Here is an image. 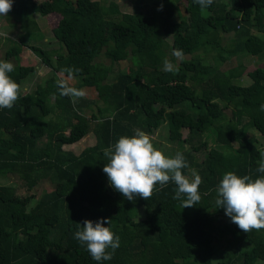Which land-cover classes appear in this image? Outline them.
Returning <instances> with one entry per match:
<instances>
[{"label":"trees","instance_id":"1","mask_svg":"<svg viewBox=\"0 0 264 264\" xmlns=\"http://www.w3.org/2000/svg\"><path fill=\"white\" fill-rule=\"evenodd\" d=\"M130 1L132 12L121 13L115 1L13 0L4 16L30 33L4 39L1 60L13 63L10 78L20 86L32 72L19 59L27 49L58 79L19 92L11 109H0V179L18 183L0 185V264H264V229L244 233L215 205L223 174L264 175L255 171L264 159V68L254 70L248 85L235 83L249 52L264 61V0H229V6L213 0L206 15L190 11L201 9L193 0L183 13L166 0ZM51 16L58 17L50 30L56 48L45 50L31 33L42 32L38 18ZM177 49L189 59L175 63ZM165 59L178 71L165 72ZM123 61L126 71L118 70ZM65 67L81 70L72 86L92 88L95 99L74 104L59 95ZM160 125L177 145L170 157L182 153L202 178L201 199L192 207L173 199L172 182L157 185L148 200L129 201L102 171L104 148ZM210 131L221 150L202 155ZM89 134L91 146L77 154L65 148ZM42 183L51 189L37 195ZM100 219H111L104 226L119 236L120 247L111 260L96 262L73 236L76 223ZM209 236L226 246L218 262L211 260Z\"/></svg>","mask_w":264,"mask_h":264},{"label":"clouds","instance_id":"2","mask_svg":"<svg viewBox=\"0 0 264 264\" xmlns=\"http://www.w3.org/2000/svg\"><path fill=\"white\" fill-rule=\"evenodd\" d=\"M193 3L204 10L213 4V0H193ZM12 6L13 0H0V15L7 16ZM160 10L162 4L157 9ZM173 56L182 59V50H174ZM163 70L177 72L178 68L165 59ZM13 71L14 65L11 62L0 60V109H11L19 98V85L8 75ZM80 71L71 67L62 68V79L56 82L59 95L70 97L74 104L86 94L83 89L69 84L75 78L74 73ZM259 110L264 111V104L259 106ZM102 151L107 160L102 171L107 176L109 186L129 201L135 197L148 200L157 190V185L163 189L169 182L176 186L173 199L181 201L182 209L196 205L201 199L199 186L202 178L195 169L189 167L183 154L177 152L173 157L165 156L154 147L144 131L136 129L132 137L121 136ZM183 169H188L190 176L185 175ZM255 171L264 174V159ZM215 191V205L223 208L225 216L241 231L248 233L264 229V175L252 179L249 175L240 177L229 171L223 174ZM110 222L111 219H100L96 222L84 220L76 223L77 231L73 238L86 247L91 259L96 262L111 260L120 247L119 236L104 226Z\"/></svg>","mask_w":264,"mask_h":264},{"label":"rangeland","instance_id":"3","mask_svg":"<svg viewBox=\"0 0 264 264\" xmlns=\"http://www.w3.org/2000/svg\"><path fill=\"white\" fill-rule=\"evenodd\" d=\"M37 3L42 2V1H46V0H33ZM109 1H115V3L118 6V9L121 13H131L132 9H131V1L130 0H106V2ZM167 3L173 4L176 6V8L183 13V8L186 6V0H166ZM223 3H225V5L229 6V0H222ZM150 4L152 6V3L150 1ZM26 8V6H25ZM190 11H197L202 15H206V11L202 10V9H197L195 8V6L190 7L189 8ZM58 20L57 16H51L48 18H38V21H36L38 27H41L42 32L39 33H31L32 38L31 40H33L34 43L39 44L42 49L45 50H52L56 48L55 42L52 40L51 38V33L50 30L51 28H53L56 24ZM264 22V19H263ZM18 34H25L28 35L30 34L24 27H22V25H20L18 22L14 21V20H9L7 21L6 19H4V16L0 15V60L1 57L3 55V51H4V39L5 37H9L12 39H16ZM247 46V51L248 48H250L248 46V43H245ZM251 49H254V44L252 45ZM100 47L99 42H94L92 45V51L95 53L98 51ZM256 51H252L249 52L251 55L248 56L245 60L246 63L244 65L245 69L243 71L242 76L238 79V81H236V84H240V85H248L251 82V79H254L252 77V75L254 74V70L256 68H264V61L256 56H254L253 54ZM100 54V53H99ZM19 59L20 62L23 66H28L32 68V72L21 81V84L19 86V92L21 94L24 93H29L32 90L36 89L37 86L42 85V83H44L45 80L49 79V78H54L55 80L58 79V75L54 73L53 69L51 68V66H46L43 65L40 60L35 57L30 51H28L27 49H23L22 53L19 55ZM175 63H178V58H175ZM183 59H189V56H183ZM191 60V59H190ZM190 60H186L188 62H190ZM11 62V61H9ZM12 63V62H11ZM103 63L106 64V62L103 61ZM13 64V63H12ZM129 68V63L128 61H123L120 62L118 64V70L121 71H126ZM75 80H71L69 81L70 86H72L74 84ZM135 88L138 89V85L134 86ZM85 91V98L92 100L95 99V92L92 88H84L83 89ZM185 122L181 123L180 125L182 126V132L183 134L185 133ZM4 131L9 133V132H17L18 130L10 127V126H5ZM251 133L257 135L254 131L250 130ZM148 136L150 137L154 147L158 150H160L165 156L170 157L171 154L173 153V151L175 149H177V145L175 143H170L169 141H167V137H166V128L164 127V125H160L156 130H154L152 133L148 134ZM204 141L206 144V150L205 152L202 153V155H205V153L211 152L213 150H221V146L218 145L214 139V136L212 134V132L210 131L209 133H207L204 136ZM94 139L92 138V136L89 134L87 136H85L84 138H82L77 144L75 145H71L70 147L67 146L65 147L66 149H70L72 150L75 154L79 153L83 148L85 147H89L93 144ZM0 185L3 186H9V187H13V188H17L18 183L15 182L14 180H7V179H0ZM51 189V187L48 184H44L42 183V185H40V187L37 189V195L40 193L41 190L44 191H49ZM16 195H18V197L22 200L24 199L22 197L23 192L22 189H18L16 192ZM29 202L26 201L25 205H28ZM40 224L39 221L37 222H29L27 224V228L30 229L32 225H38ZM208 241L210 243V246L212 247V262H218L219 260H221L223 257L226 256V246H219L214 239H212L210 236L208 238ZM262 244L264 245V239L262 240ZM248 249V248H247Z\"/></svg>","mask_w":264,"mask_h":264}]
</instances>
